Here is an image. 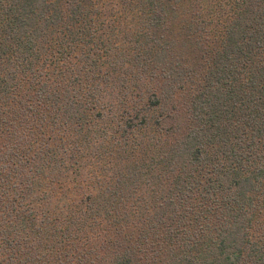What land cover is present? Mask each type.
Segmentation results:
<instances>
[{
    "label": "trees",
    "instance_id": "obj_1",
    "mask_svg": "<svg viewBox=\"0 0 264 264\" xmlns=\"http://www.w3.org/2000/svg\"><path fill=\"white\" fill-rule=\"evenodd\" d=\"M0 264H264V0H0Z\"/></svg>",
    "mask_w": 264,
    "mask_h": 264
}]
</instances>
